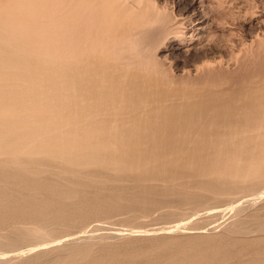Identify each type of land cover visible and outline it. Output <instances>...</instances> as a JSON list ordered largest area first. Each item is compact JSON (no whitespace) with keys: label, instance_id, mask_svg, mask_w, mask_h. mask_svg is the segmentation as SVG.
I'll return each instance as SVG.
<instances>
[{"label":"rangeland","instance_id":"rangeland-1","mask_svg":"<svg viewBox=\"0 0 264 264\" xmlns=\"http://www.w3.org/2000/svg\"><path fill=\"white\" fill-rule=\"evenodd\" d=\"M16 1H20V5ZM28 1L31 0H0V74L8 70L14 74L16 71L21 73L25 56L27 59L32 57L28 56L31 53L25 54L29 51L23 50L17 44L19 41H27L26 43L40 48V51H45V44H48L46 50H49L50 42L56 43L55 39H58L57 42L60 40V44L63 37L58 29L60 30L64 17L57 7L60 6L58 9H61L73 6L75 0H50L51 5L47 11L44 6H34L47 0H32L30 4ZM124 1L116 0L117 6L133 5L136 10L142 8L140 10L147 12L148 16L157 22L148 33L145 31L144 35L137 33L130 37L132 39H121L119 36L109 38L110 42L106 47L112 48L106 51L112 56L114 53L113 57L116 58L113 60L117 63L123 62L125 58L124 64L132 67L133 73L159 78L174 89L194 88L196 92L192 96L195 100L207 97L216 100L218 104L233 99L235 101L251 89V92H255L264 86V0H145L146 3L144 0L142 3L138 0L137 3L132 2L135 0ZM126 3H130L129 6ZM7 11L8 13H5ZM34 20L38 22L33 23ZM42 24L44 29H47H43L44 32L41 30ZM158 25H162L160 30L157 29ZM50 27L53 29L48 31ZM116 33L119 34L120 31ZM58 43L54 46L61 50L63 43ZM68 43L69 41H64L63 47H69ZM130 44L133 47H130ZM18 49L22 51L18 52ZM16 55L19 57L18 61H15ZM119 55L124 56L122 60ZM16 62L21 64L17 65ZM114 73L110 74L113 76ZM115 75L116 73L113 77H116ZM31 78L33 83L34 79ZM62 80L64 81V78ZM63 81L59 80L61 84ZM216 132L219 131L214 125L209 128L208 133H212L211 135L183 132L180 136L186 139L179 143H168V140L164 141L168 137L164 136L156 146L147 145L131 153L132 157L150 158L143 161L144 163L122 159L123 154L115 153L106 158L105 155L98 156L89 151L90 156L84 159L89 162L81 160L84 162L83 171H88L85 174L70 173L67 170L69 163L65 161H61L60 168L37 165L47 168L45 171L35 169V164L30 163L32 161L27 163L15 159L4 164L0 162V173L6 172L12 180L41 188L42 193L40 190H32L31 195L23 196L27 200L42 203L58 200L74 207H106L117 211L108 217L88 223L89 227L84 228L87 231L79 230L84 234H78V231L74 233L77 236L70 234L77 237V240L80 236L81 240L75 243L71 241L73 237L70 235L51 241L52 236H57L65 230L63 226L54 229L27 224L26 227L38 229L32 231L33 234L19 230H14L16 234H13L11 228H8L9 231L0 229V264H264V193L256 196L259 188L264 190V161L259 162L261 166H258L259 163L232 159L235 154L233 145L224 140L218 145L207 143L217 137L213 135ZM244 148L248 150L250 146ZM247 150L244 153L248 154ZM241 155L238 157L246 156L242 152ZM35 157L30 158L36 160ZM96 157L101 158L97 161ZM55 162L49 160L47 163ZM139 164L144 166L136 169ZM179 165H184V170ZM110 166L113 170L105 171ZM242 188H246L248 192L245 193ZM55 191H60L62 196H56ZM99 191L102 194H99ZM14 197L20 196H13L12 199ZM178 197L181 198L180 201ZM161 199H166V202ZM19 232L23 234L19 236ZM93 232L96 235L93 236ZM7 234H10V238ZM89 234L92 236L88 237H94L95 241L88 240ZM14 237L19 244L10 240ZM24 237L27 238L26 241ZM194 252L205 253L209 257L197 262L192 257ZM35 255L40 258L36 259ZM96 256H99V259L96 260Z\"/></svg>","mask_w":264,"mask_h":264},{"label":"bare ground","instance_id":"bare-ground-1","mask_svg":"<svg viewBox=\"0 0 264 264\" xmlns=\"http://www.w3.org/2000/svg\"><path fill=\"white\" fill-rule=\"evenodd\" d=\"M139 1L142 3V0H138V2ZM19 2L17 3L19 4ZM30 2H32V0ZM126 2H128V0H126ZM132 2L137 3L136 0ZM50 3V0H47L34 6H39V8L44 6V10L47 11L48 6L51 5ZM119 3L121 4L122 2L119 1ZM129 4L130 3L127 5L129 6ZM138 5L139 3L136 7H138ZM130 6L125 7L121 5L119 7L116 4V0H75L73 6H67L68 8L65 6V8L58 9L60 6L57 7V10H60V13L63 14L62 16L64 17L61 22V28L58 26V28H60L58 31L63 37V42L61 41L59 44L58 42L60 40L57 42L58 39H55V41L59 45L63 43L62 45L65 46L64 41L67 40V42L69 41L67 45L70 44L69 47L67 46L64 48L60 46L62 49L60 48L61 50H58V47L54 46L56 43L50 42L51 47L49 45V50H46L48 44H45V51H40V48L26 43L27 41L25 43L21 41L17 43L23 50L29 51V53L25 52L26 55L31 53V55L28 56L32 57L27 59L23 51L24 55L21 54L25 56L26 59L24 58L23 60L25 64L22 65V72L17 73L16 70L21 69L19 67V69L15 70V74L10 70L0 74V156H2L0 162L4 164L5 162H10L15 159H17L16 161L27 163L28 161H32L30 163L33 165L35 164V169L45 171L47 168L37 165L45 164L47 166L50 165L51 167L60 168L61 161H65L69 163L67 170H69L70 173L85 174L88 173V171H83L82 164H84V162H81V160L87 159L86 157L90 156L89 151H93V154H98V156L105 155L106 158L118 153L123 154L122 156L124 157L122 159L125 160L148 161L150 158L141 156L132 157L131 153L147 145H149V147L156 146L160 143L158 141L162 140L164 136L168 137L164 140H168V143H179L186 139L180 136L184 133L211 135L212 133L208 132L210 126L213 125L216 126L219 132L213 133V135L217 137L211 139V141L209 139L213 137L209 136V142L207 143L218 145L222 144L221 140H224L228 142L227 144L233 145L235 148L232 150L235 151V154H233L232 159L234 160L243 159L244 162L254 164L264 161V86L258 88L255 92H251L252 89L249 88L251 91L245 94V96L239 99L236 98L237 100L235 101H233V99V102L229 100L227 103H224V101L218 104L216 100H210V98L207 97L202 100H195L194 96H192L194 92H196L194 88L184 90L174 89L170 87L169 84H164L159 78L152 76L148 77L147 75L136 72L133 73V68L124 64L125 58L122 60L124 56L120 57L124 52L119 55L123 62L117 63L113 60L116 58L113 57L114 53H112V56L111 53L108 52L112 47L108 49L109 47H106V45H109L108 43L112 37L119 36L121 39H123V37L126 39L128 37H134L137 33L143 34L145 31L148 33V30L155 26L157 22L155 19L150 18L147 12L140 10L142 8L136 10L134 9L135 6ZM32 9L33 8H31V10ZM5 13H8V11ZM55 15L57 17V13ZM34 21L33 23L38 22ZM42 27L41 30L44 29V27ZM161 28L162 25L157 26V29L160 30ZM51 29L53 28L50 27L48 31ZM116 31H120V33L117 34ZM43 32L40 33L42 34ZM33 34H31V36ZM37 35L41 36L39 34ZM35 36L34 40H36ZM47 42L49 43V41ZM52 47L53 49H51ZM130 47L133 46L130 44ZM19 49L18 52L22 51ZM17 55L15 61H18L17 59L21 56L20 54L18 55L19 57ZM124 55H126V53ZM13 56L15 57V55ZM22 59L20 58V60ZM8 60H10V62L12 61L11 58H8ZM20 64L17 63V65ZM2 70L4 69H1V71ZM113 72L116 73V77H113L115 73L113 76L110 74ZM30 77L34 79L33 83H31L33 80H30ZM63 78L64 81L62 80ZM59 80L61 82L63 81V83L61 84ZM255 82L256 84L258 83L257 81ZM204 83L212 84V82ZM251 84L252 82L250 85ZM200 89L202 88L200 87ZM218 99H220V97ZM192 107L194 108L191 109ZM106 116H108V118ZM167 130H169L168 133H165ZM244 146H250V149L247 150ZM246 150L248 154L244 153ZM241 152L243 155H247L243 158H239V155L240 157L242 156ZM33 156H36L34 158L36 160L30 158ZM215 156L216 155H214V157ZM18 158L22 159L20 160ZM100 158L101 157H96L95 160L98 161ZM218 158L220 159V157ZM49 160H55L56 162L48 164L47 162ZM85 162L88 163L89 160ZM260 163L258 166H261ZM192 165L194 166V164ZM142 166L144 165H136V169ZM183 166L184 165H182V167L180 166L181 169ZM210 169L212 170V168ZM108 170H113V167H107L105 171ZM243 171L245 172V169ZM245 175H247V173ZM46 177H48V175ZM10 178L11 176L6 172L0 173V229L7 230L11 228L13 234H16L13 232L14 230L31 233L34 230H38L35 227H26L27 224L37 225L39 228L54 229H57L56 227L58 226H63L65 228L64 231H61L57 236H52L51 241H54L59 237H66V235L69 236L70 234L72 235V233L79 232V230H86L84 228H88V223L93 220H100L117 213V211H113L106 207L98 209H94L95 207H74L58 200L44 203L27 200V198L23 196H29L32 190L38 191L41 188L37 185L31 186V184L12 180ZM56 180L59 181V179ZM252 185H250V187ZM257 188H259V186ZM90 191L94 192L91 189ZM90 191L88 192L91 193ZM243 191H246V188H244ZM39 192H41V190ZM247 192L248 191L245 193ZM257 192L258 194H256V196H260L259 194H263L264 190L261 191L259 188ZM98 193L100 194L101 192L99 191ZM54 194L56 196H62L60 191H55ZM109 195L111 196V194ZM13 196L20 197H14V199H12ZM63 196L66 197L68 195ZM90 196L93 197L92 195ZM136 197L137 196H135V198ZM180 200L181 198L178 197V201ZM21 233L19 232L18 235ZM80 233L84 234L83 231L78 234ZM92 234L93 236L96 235L94 232ZM74 235L77 236V234ZM8 236V238H10V234ZM75 236H71L73 237L72 240L71 237L69 239L74 241V243L75 241L81 240L80 236H78L80 238H78V240ZM88 236H90V234L87 235V237ZM25 237L24 241L27 240ZM31 238L28 239L31 240ZM74 238L76 239L73 240ZM14 239H16V237H14ZM14 239L10 240H13V242L17 241L18 243L16 244H19V241ZM82 240L84 239L82 238ZM88 240L92 241L94 237L93 239L88 237ZM97 240L99 239L97 238ZM1 243L2 242H0V244ZM263 250L264 249H262V251ZM104 251L106 253V250ZM194 253L192 257L196 259L197 262H202V259L209 257V255H205V253ZM4 254H6V252ZM36 257V259H38V257L40 258V256ZM82 258L84 257L82 256ZM95 259H99V256H96ZM28 261L32 262L30 260ZM71 261H73V259Z\"/></svg>","mask_w":264,"mask_h":264}]
</instances>
